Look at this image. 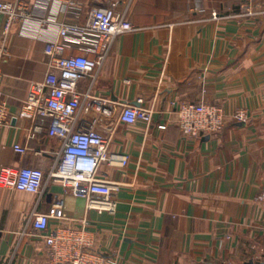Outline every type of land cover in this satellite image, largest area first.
Returning a JSON list of instances; mask_svg holds the SVG:
<instances>
[{
    "label": "crops",
    "instance_id": "crops-1",
    "mask_svg": "<svg viewBox=\"0 0 264 264\" xmlns=\"http://www.w3.org/2000/svg\"><path fill=\"white\" fill-rule=\"evenodd\" d=\"M21 1L75 25L115 2L135 27L114 38L93 78L78 81L74 125L108 137L107 153L128 162L105 163L96 175L122 183L111 196L114 213L88 209L50 178L62 141L46 126L33 132L21 107L30 84L44 78L55 27L38 36L35 22L18 25L0 65L8 112L0 168H37L44 180L38 193L0 187V264H52L45 239L63 227L85 228L106 264H264V14L238 16L239 0ZM139 99L153 111L150 123L121 122L122 106ZM183 102L219 105L223 129L185 138L177 123ZM35 213L49 215L46 229L33 226Z\"/></svg>",
    "mask_w": 264,
    "mask_h": 264
},
{
    "label": "built area",
    "instance_id": "built-area-1",
    "mask_svg": "<svg viewBox=\"0 0 264 264\" xmlns=\"http://www.w3.org/2000/svg\"><path fill=\"white\" fill-rule=\"evenodd\" d=\"M238 9L240 17L264 14L261 3L256 0H239ZM26 22L37 24L38 36L47 28L55 27L52 38L46 41L44 47L47 59L44 78L30 84L21 107L23 115L31 120L33 132H40L46 126L49 137L62 141L50 178L69 187L75 196L84 198L88 209L114 213L116 202L111 196L120 190L122 183L98 179L96 175L105 163L124 167L128 157L109 155L108 137L93 131L80 132L74 128L80 106L77 83L85 77L93 78L94 72L105 61L114 38L134 31L135 27L126 20L125 14L117 11L115 2L91 8L85 24L75 25L38 16L21 0L0 1V65L9 55V36L18 25ZM68 48L79 49L82 53L66 55ZM1 80L0 68V83ZM152 114L153 111L143 106L139 99L136 105L122 106L119 120L130 125L138 121L149 124ZM177 114L178 128L187 139L215 134L225 124L223 109L216 104L183 102L179 105ZM7 119V101L0 91V124L6 123ZM165 128V125H158V129ZM13 149L19 155H24L27 151V148L18 144ZM43 180L44 174L37 168H0V187L5 189L38 193ZM54 206L61 208L62 201L57 199ZM33 216V226L36 229H46L49 215L35 213ZM45 242L49 247L48 258L52 264H106L102 255L90 250L92 241L85 228H59L47 236Z\"/></svg>",
    "mask_w": 264,
    "mask_h": 264
},
{
    "label": "water",
    "instance_id": "water-1",
    "mask_svg": "<svg viewBox=\"0 0 264 264\" xmlns=\"http://www.w3.org/2000/svg\"><path fill=\"white\" fill-rule=\"evenodd\" d=\"M245 264H252V262H247V263H245Z\"/></svg>",
    "mask_w": 264,
    "mask_h": 264
},
{
    "label": "rangeland",
    "instance_id": "rangeland-1",
    "mask_svg": "<svg viewBox=\"0 0 264 264\" xmlns=\"http://www.w3.org/2000/svg\"><path fill=\"white\" fill-rule=\"evenodd\" d=\"M260 3L263 4V1L260 0ZM239 5V4H238Z\"/></svg>",
    "mask_w": 264,
    "mask_h": 264
}]
</instances>
